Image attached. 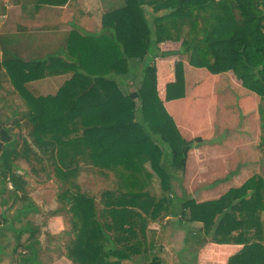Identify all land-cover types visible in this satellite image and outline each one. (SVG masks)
Segmentation results:
<instances>
[{
  "label": "trees",
  "instance_id": "trees-1",
  "mask_svg": "<svg viewBox=\"0 0 264 264\" xmlns=\"http://www.w3.org/2000/svg\"><path fill=\"white\" fill-rule=\"evenodd\" d=\"M17 1L25 12L74 0ZM103 4L113 23L97 34L70 32L68 54L22 58L0 36V86L10 83L22 107L9 106L10 115L0 108V196L7 191L10 201L0 210V264H161L151 224L184 230V245L199 259L210 246L232 245L238 249L223 264H264V0ZM156 58L171 64L165 101L184 96L183 62L230 73L259 97L256 174L218 198L186 196L181 178L203 139L184 137L164 109ZM66 73L54 91L31 84ZM128 81L134 89L126 92ZM19 160L44 178L30 186L18 174ZM82 174L113 180L105 187L93 182L94 195L77 182ZM39 189L55 190L49 213L61 221L58 232L43 231L42 241L30 219L39 212L30 192Z\"/></svg>",
  "mask_w": 264,
  "mask_h": 264
},
{
  "label": "rangeland",
  "instance_id": "rangeland-1",
  "mask_svg": "<svg viewBox=\"0 0 264 264\" xmlns=\"http://www.w3.org/2000/svg\"><path fill=\"white\" fill-rule=\"evenodd\" d=\"M175 62L178 61L175 60ZM160 71L159 69V73H161ZM170 74L172 73L170 72ZM158 78L161 80L160 77ZM183 78L184 96L177 99V103L168 106V110L169 107L174 106V116L169 115L171 112H167L166 106L163 107L173 121L180 126L178 128L175 124L178 130L181 129L184 133L189 132L203 138L202 145L191 150L186 173L181 178L186 196L201 202L220 197L230 187L240 186L257 173L256 146L259 135V119L256 107L259 97L241 86L230 73L211 74L205 69L185 64L183 65ZM123 89L127 92L133 90L134 87H123ZM157 94L158 98L162 99L163 97L165 102L162 90L157 91ZM15 99L20 101L13 93L10 83L0 86V108L4 109L5 114L10 115L9 106L20 107V104H17L18 101H14ZM17 165L19 167L18 174L25 173V178L30 186L33 181L44 178L43 173L33 174L30 165L23 160L17 161ZM233 171L236 175L227 185L215 189L205 188L214 180ZM112 180V178L104 179L103 177L100 179V177L91 174H82L78 177L77 182L84 190L97 195L98 186L93 185V182H99L100 186L105 187ZM153 182L154 189L158 191L157 181ZM6 189L9 190V186ZM176 189L180 194V189L178 187ZM30 197L39 210L30 218L32 227L40 230L39 240L42 241L43 231L58 232L61 228V221L49 213L55 207V190H34L30 192ZM8 202H10L9 196L5 191L0 196V210L6 208L9 205ZM156 229L157 240L160 244L181 245L183 233L180 232L174 237L172 227L160 228L156 226ZM166 255L172 260L171 252H167ZM66 262L58 260L55 264H67L68 262Z\"/></svg>",
  "mask_w": 264,
  "mask_h": 264
},
{
  "label": "crops",
  "instance_id": "crops-1",
  "mask_svg": "<svg viewBox=\"0 0 264 264\" xmlns=\"http://www.w3.org/2000/svg\"><path fill=\"white\" fill-rule=\"evenodd\" d=\"M15 1L16 2L13 0H0V4L3 2L6 4L5 14L0 15V36H5L10 42H12V44L20 50L22 58H25L27 54H34L35 52L39 53L41 57H46L47 54L54 53L55 55H62L64 53L68 54L67 39L70 32L78 31L80 33L97 34L113 23V16L109 13L108 8H105L103 0H74L67 2L64 6H42L38 9H35V7L30 5L25 12H21L19 6L20 3H18L17 0ZM167 45L168 44L165 43L159 46L161 49H167ZM171 60L176 59L172 58ZM167 62V60L158 58L153 62L156 74L155 78L157 81L156 89L159 92L162 90L163 93L165 84L172 80ZM185 64L187 63L183 62V65ZM159 69L161 70V73H159ZM68 77H70L69 73L55 76L52 75L41 81L32 82L31 84L37 86L43 92L48 89L54 91V89H56L58 85H62ZM158 77H163L164 80L161 82ZM128 85V87H130V81H128ZM177 101V99L163 101V106H166L165 108L168 113H172L169 114L171 116H174V106L169 107L170 111L168 110V106L177 103ZM176 125L180 128L178 124ZM180 131L181 129H179V132ZM180 133L184 137H195L194 134L189 132L184 133L181 131ZM226 176L216 180L223 179ZM231 178L218 186H214V182L216 181L214 180L205 188L215 189L222 185H227V183L233 180H231ZM193 225L196 226V224ZM156 226L158 225L151 224L149 225V229L154 230L156 233L155 239L156 242H158ZM172 232L174 237L181 232L183 233L184 238L185 231L179 227L173 226ZM52 233L55 232L52 231ZM154 248L159 252L160 257L163 259L161 264H223L228 256L236 252L238 246H210L208 252L204 251L200 259L197 258L194 247L188 246V244L184 245L183 239L181 245L173 246L172 244L156 243ZM167 252H171L172 260L166 255ZM209 253L210 255H208Z\"/></svg>",
  "mask_w": 264,
  "mask_h": 264
},
{
  "label": "built area",
  "instance_id": "built-area-1",
  "mask_svg": "<svg viewBox=\"0 0 264 264\" xmlns=\"http://www.w3.org/2000/svg\"><path fill=\"white\" fill-rule=\"evenodd\" d=\"M9 188H10V186H9Z\"/></svg>",
  "mask_w": 264,
  "mask_h": 264
}]
</instances>
